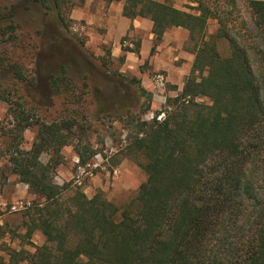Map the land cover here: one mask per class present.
I'll return each mask as SVG.
<instances>
[{
    "label": "trees",
    "instance_id": "obj_1",
    "mask_svg": "<svg viewBox=\"0 0 264 264\" xmlns=\"http://www.w3.org/2000/svg\"><path fill=\"white\" fill-rule=\"evenodd\" d=\"M102 1H124L125 17L149 19L157 41L169 29L188 30L196 49L191 74L182 94L169 100L165 118L139 123L130 137L127 153L142 160L147 180L123 209L102 192L89 198L80 190L63 206L65 188L54 183L53 167L41 155L59 154L69 139L63 131L71 127L33 124L24 111L15 112L10 162L20 181L45 200L31 225L46 243L33 254L10 250L0 264H264V0L246 2L257 32L253 42L222 19L216 0H198V13L156 0ZM63 9L64 0H19L0 16V29L20 10L66 28ZM210 19L219 29L209 37ZM217 38L228 41V57L217 49ZM59 62L44 70L55 94L69 71L64 59ZM207 69L199 81L197 73ZM206 97L209 103L197 101ZM33 125L37 142L25 150L18 138Z\"/></svg>",
    "mask_w": 264,
    "mask_h": 264
},
{
    "label": "rangeland",
    "instance_id": "obj_2",
    "mask_svg": "<svg viewBox=\"0 0 264 264\" xmlns=\"http://www.w3.org/2000/svg\"><path fill=\"white\" fill-rule=\"evenodd\" d=\"M18 1L0 0V16L8 15ZM156 1L198 13L193 9L198 0ZM205 1L211 4L215 0ZM246 2L237 0V6L233 7L230 0H216L215 7L230 27H236L246 40L253 42L257 32ZM112 4L115 12L117 8L123 9L124 1ZM112 4L102 0L83 3L64 0L66 28L53 21L43 24L39 15L25 10H20L13 21L2 24L0 259L8 260L10 250L33 254L36 246L46 243L43 232L31 225L39 214L37 205L45 200L20 181L10 162L14 151L11 144L18 134L15 112L24 111L33 124L40 121L71 127L63 131L69 139L59 154L49 150L41 155V162L53 167L54 183L65 188L63 206H68L73 192L80 190L89 198L102 192L106 199L123 209L136 199L140 186L147 180L142 160L127 153L130 137L139 123L164 119L166 111L172 108L169 100L182 94L194 65L195 43L183 28L169 29L157 41L152 22L145 19L137 21L121 38L122 52L117 56L114 33L105 29V13ZM218 29V20L210 19L208 36H215ZM149 35L153 36V45L149 57L143 59L142 43ZM217 45L223 57L230 55L226 39L217 38ZM62 59L69 71L61 93L55 94L44 70L51 64L58 67ZM207 74L208 69L197 73L199 81ZM158 76L164 78L163 85L158 82ZM134 78L139 84L131 81ZM140 86L152 95V100L141 95ZM197 101L209 103L207 97ZM38 132L36 125L23 131L18 138L20 147L31 150ZM30 229H33L31 235Z\"/></svg>",
    "mask_w": 264,
    "mask_h": 264
},
{
    "label": "crops",
    "instance_id": "obj_3",
    "mask_svg": "<svg viewBox=\"0 0 264 264\" xmlns=\"http://www.w3.org/2000/svg\"><path fill=\"white\" fill-rule=\"evenodd\" d=\"M114 4H112L109 7V12L105 13V29H108L109 31L114 33V46H115V55L120 56L121 55V46H120V40L122 37H124L130 27L137 23V21L145 20L146 18H138L131 20L124 16L123 9L117 8V10L114 12ZM136 27V26H135ZM153 28V23H152ZM149 39L143 40L142 43V49H141V57L147 58L149 57L150 50L153 45V36L149 35ZM119 45V46H118Z\"/></svg>",
    "mask_w": 264,
    "mask_h": 264
},
{
    "label": "built area",
    "instance_id": "obj_4",
    "mask_svg": "<svg viewBox=\"0 0 264 264\" xmlns=\"http://www.w3.org/2000/svg\"><path fill=\"white\" fill-rule=\"evenodd\" d=\"M158 82L161 84V85H163L164 83H163V81H164V78L162 77V76H158Z\"/></svg>",
    "mask_w": 264,
    "mask_h": 264
}]
</instances>
